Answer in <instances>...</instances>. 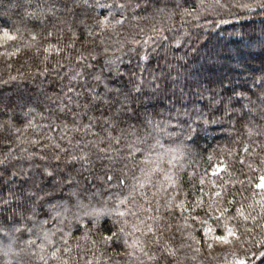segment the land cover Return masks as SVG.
<instances>
[{
	"label": "trees",
	"instance_id": "16d2710c",
	"mask_svg": "<svg viewBox=\"0 0 264 264\" xmlns=\"http://www.w3.org/2000/svg\"><path fill=\"white\" fill-rule=\"evenodd\" d=\"M262 185L264 0H0V264H264Z\"/></svg>",
	"mask_w": 264,
	"mask_h": 264
},
{
	"label": "snow or ice",
	"instance_id": "6c2138e0",
	"mask_svg": "<svg viewBox=\"0 0 264 264\" xmlns=\"http://www.w3.org/2000/svg\"><path fill=\"white\" fill-rule=\"evenodd\" d=\"M262 186H264V185H262ZM121 215H123V213H121ZM120 231L122 232L123 231V229H120ZM116 235V233H113L112 234V236H115ZM229 235H235V233H229ZM106 239H112V237L111 236H109V237H106ZM217 240H219V241H222V242H227V240H226V238L224 237V236H218L217 237ZM261 258L262 259H264V253H261ZM240 264H244V261L243 260H241L240 261Z\"/></svg>",
	"mask_w": 264,
	"mask_h": 264
}]
</instances>
